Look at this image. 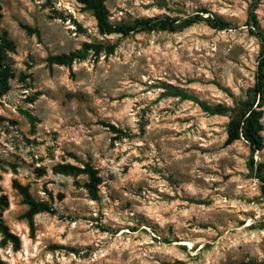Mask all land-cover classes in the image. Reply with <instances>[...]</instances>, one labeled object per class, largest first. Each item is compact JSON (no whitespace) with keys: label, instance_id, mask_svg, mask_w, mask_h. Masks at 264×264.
<instances>
[{"label":"rangeland","instance_id":"1","mask_svg":"<svg viewBox=\"0 0 264 264\" xmlns=\"http://www.w3.org/2000/svg\"><path fill=\"white\" fill-rule=\"evenodd\" d=\"M253 2L104 0L114 23L197 19L125 36L101 34L77 0H0V33L15 47L0 98V196L17 237L0 234V264H264V188L251 148L227 144L230 114L195 100L234 107L255 85ZM255 12L264 29V0ZM214 17L230 26L213 28ZM85 43L94 47L85 59L48 61ZM262 124L264 137V115ZM254 157L264 161V148ZM64 163L98 170L97 198L86 174L57 171ZM15 179L56 211L35 215L34 229Z\"/></svg>","mask_w":264,"mask_h":264},{"label":"trees","instance_id":"2","mask_svg":"<svg viewBox=\"0 0 264 264\" xmlns=\"http://www.w3.org/2000/svg\"><path fill=\"white\" fill-rule=\"evenodd\" d=\"M83 4L86 9L93 12L97 21V26L101 34H122L129 35L133 32L144 30H169L175 31L179 27H187L197 22L196 17H190L183 23L177 22V19L171 17L165 18H147L138 20L134 23H114L110 20L109 11L104 3V0H77ZM260 0H254L253 6L250 9L247 25L252 34L259 38L262 45V52L258 59L257 75L255 85L247 92L246 99L238 102L234 107H229L224 104L211 106L204 101L197 102L204 111L212 114H230V121L227 128V144H231L238 140H245L250 146L252 156L249 161L251 169L255 176L262 182L264 188V161L255 160L254 154L256 151L263 150L264 137L262 135L263 124L262 118L264 115V29L261 27L258 15L255 12L256 4ZM2 5L0 4V17L2 15ZM210 25L218 30H224L230 26V23L222 18L214 17L209 19ZM29 33L38 32L37 29H32L25 26ZM14 43L7 35V32L0 33V98L7 94L11 88V79L13 78L12 61L9 54L14 50ZM99 46L96 53L99 54L102 50ZM109 52H113L115 45H107ZM90 49H94L93 45L85 43L82 49L69 54L51 55L48 61L51 64L71 65L75 60L85 59ZM57 171L66 175H77L80 173L86 174L89 178L87 187L90 193L97 198V187L102 183V178L96 168L90 164L85 167H79L71 163L59 164L56 167ZM13 186L21 194L23 202L28 206L24 218L29 222L31 229H34V217L42 212L55 213V209L46 201L37 200L31 193L29 185L22 184L18 180L13 181ZM9 207V200L6 195L0 196V234L4 241L9 239L16 240L17 237L10 232L8 225L3 220V211Z\"/></svg>","mask_w":264,"mask_h":264}]
</instances>
